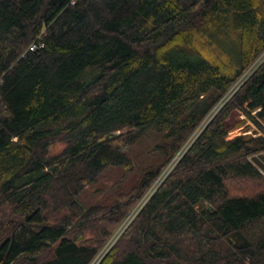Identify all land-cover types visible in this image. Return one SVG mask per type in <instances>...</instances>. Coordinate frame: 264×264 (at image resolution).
I'll list each match as a JSON object with an SVG mask.
<instances>
[{
    "label": "trees",
    "instance_id": "trees-1",
    "mask_svg": "<svg viewBox=\"0 0 264 264\" xmlns=\"http://www.w3.org/2000/svg\"><path fill=\"white\" fill-rule=\"evenodd\" d=\"M263 52L264 0H0V264H90ZM221 104L98 264H264V60Z\"/></svg>",
    "mask_w": 264,
    "mask_h": 264
},
{
    "label": "rangeland",
    "instance_id": "rangeland-1",
    "mask_svg": "<svg viewBox=\"0 0 264 264\" xmlns=\"http://www.w3.org/2000/svg\"><path fill=\"white\" fill-rule=\"evenodd\" d=\"M263 60L264 52L255 61H253L252 66H250V68L245 72V74L242 75V77L235 82L234 86L229 89L230 91L222 98V100L216 103L217 105L214 106L212 112L205 116V118L196 128V130H194L190 138L186 141L185 144H183L179 152L174 157H172L173 159L164 168V171H161L160 175L156 178L153 184H151V186L146 190L143 196L138 199V202L129 212V215L125 218L122 224L119 225V228L114 232V234H112L110 239H108L107 243L104 245L101 251L97 253L98 255L90 264H98L102 260L106 252H108L110 247L117 241L116 239L119 238L123 231L128 227L127 225L132 222V220L137 216L139 211H141L143 206L148 202L150 196L158 188L159 184H161L167 178V176L170 174V171L174 168V166L179 161L180 157L184 154L185 150L190 146V143L193 142V140L197 137L201 130L207 125V123L211 120L212 116H214L218 112V109L222 105L221 102L223 103L227 101L236 91V89H238V87H240L242 83L248 78V75H250ZM245 121L247 122L246 124H244ZM225 124L228 128L227 130H230L229 135L231 137H234L239 134H244L247 136L264 135L263 131L258 129L254 123H252L246 116H244L239 111H235L231 115H229L228 118L225 120ZM246 125H248V127L245 128Z\"/></svg>",
    "mask_w": 264,
    "mask_h": 264
},
{
    "label": "crops",
    "instance_id": "crops-1",
    "mask_svg": "<svg viewBox=\"0 0 264 264\" xmlns=\"http://www.w3.org/2000/svg\"><path fill=\"white\" fill-rule=\"evenodd\" d=\"M253 160L258 168H260V170L264 173V150L256 153V155L254 154Z\"/></svg>",
    "mask_w": 264,
    "mask_h": 264
},
{
    "label": "built area",
    "instance_id": "built-area-1",
    "mask_svg": "<svg viewBox=\"0 0 264 264\" xmlns=\"http://www.w3.org/2000/svg\"><path fill=\"white\" fill-rule=\"evenodd\" d=\"M37 47V45L35 44V43H33V44H31V47H30V49H35Z\"/></svg>",
    "mask_w": 264,
    "mask_h": 264
},
{
    "label": "water",
    "instance_id": "water-1",
    "mask_svg": "<svg viewBox=\"0 0 264 264\" xmlns=\"http://www.w3.org/2000/svg\"><path fill=\"white\" fill-rule=\"evenodd\" d=\"M209 208H211V206H209Z\"/></svg>",
    "mask_w": 264,
    "mask_h": 264
}]
</instances>
